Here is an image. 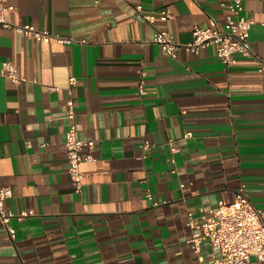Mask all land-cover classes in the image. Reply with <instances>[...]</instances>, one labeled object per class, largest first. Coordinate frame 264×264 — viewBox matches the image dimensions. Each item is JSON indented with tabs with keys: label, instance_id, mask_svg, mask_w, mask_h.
Returning <instances> with one entry per match:
<instances>
[{
	"label": "crops",
	"instance_id": "obj_1",
	"mask_svg": "<svg viewBox=\"0 0 264 264\" xmlns=\"http://www.w3.org/2000/svg\"><path fill=\"white\" fill-rule=\"evenodd\" d=\"M228 1L3 0L10 23L72 42L0 26V70L10 60L27 79L0 75V187L11 190L3 206L14 229L0 264H198L187 213L231 203L240 185L264 210V0H242L251 53L230 65L213 47L173 58L151 40L162 30L187 44L192 27L221 28ZM71 76L76 136L94 142L80 193L63 144ZM201 254L218 250L204 242Z\"/></svg>",
	"mask_w": 264,
	"mask_h": 264
},
{
	"label": "built area",
	"instance_id": "obj_2",
	"mask_svg": "<svg viewBox=\"0 0 264 264\" xmlns=\"http://www.w3.org/2000/svg\"><path fill=\"white\" fill-rule=\"evenodd\" d=\"M226 7L224 22L221 28L192 27L190 30L191 41L187 44L176 42L172 36L162 30H155L152 42L156 43L163 54L175 57L178 49L188 53L197 54L201 49L213 47L219 61L225 65L234 63L236 54L250 56L251 49L248 40V32L253 24L252 19L242 15V0H229L221 3ZM135 9L148 23L155 21V16L141 13V6ZM11 5H4L0 0V26L11 29L16 34L43 42L49 39L57 44L64 45L72 42L69 38L60 37L45 29H37L32 24H13L4 17L6 12L12 11ZM170 17L166 10H160L158 19L164 21ZM259 69L264 70V60L258 61ZM0 75L13 83L25 82L27 79L17 73L15 65L10 60L1 63ZM142 75V74H141ZM31 81H34L33 79ZM75 83L74 77L68 78L67 93L64 102L67 129L64 133V148L67 158V175L74 187L75 193H80L82 187V174L80 164L93 161L92 151L94 142L91 139H78L74 125L75 110L70 97V89ZM143 85L138 84V90L143 93ZM50 90H58L49 87ZM191 137L190 132H185L182 138ZM175 140L168 139L167 145L170 151L175 150ZM148 143H144L146 148ZM11 196L8 187H0V223L5 230L3 241H9L14 235V229L9 226V219L13 216L4 210L3 201ZM151 198L150 193H146ZM201 215L195 218L187 213L185 225L190 230L188 242L192 245V251L198 264H264V210L255 207L245 192V186L240 185L235 193L234 200L225 204L218 202L216 207L207 210L200 209ZM30 214V211L19 213L18 217ZM207 242L218 250V255L212 256L210 261H205L201 254L202 243Z\"/></svg>",
	"mask_w": 264,
	"mask_h": 264
}]
</instances>
